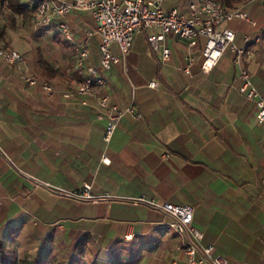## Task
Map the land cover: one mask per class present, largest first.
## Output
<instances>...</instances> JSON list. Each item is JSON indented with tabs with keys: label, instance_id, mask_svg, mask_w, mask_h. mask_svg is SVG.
<instances>
[{
	"label": "crops",
	"instance_id": "crops-1",
	"mask_svg": "<svg viewBox=\"0 0 264 264\" xmlns=\"http://www.w3.org/2000/svg\"><path fill=\"white\" fill-rule=\"evenodd\" d=\"M180 1L163 0L162 8L185 11L187 2ZM231 7H241L255 21L234 20L229 28L237 46H252L242 66L264 94V0ZM7 14L0 3V48L24 52L27 70L55 90L47 94L40 83L27 85L16 64L0 59V165L8 168L14 158L31 168L15 165L19 173H0V210L6 216L0 220L5 226L10 219L21 224L29 213L40 222L29 226L27 237L21 229L10 231L29 245L21 256L13 253L14 233H6L9 247L0 240L5 253L0 250V264H52L61 248L67 263L75 244L84 251L78 264H184L185 237L168 228L169 217L134 201L139 197L191 205L193 225L203 233L202 245H214L212 254L225 257L227 264H264V122L256 120L255 102L238 89V65L230 49L203 73L201 39L187 75L181 69L186 40L164 34L155 50L147 36L161 31L153 26L137 32L125 54L113 43L120 60L103 70L100 36L89 11H72L46 27L34 26L31 15L12 20ZM24 23L34 32L29 48L18 36ZM58 23L65 24L69 38ZM87 31L92 34L84 65L93 66L105 83L94 85L92 95L65 97L62 91L84 78L85 71L76 68V48ZM39 38L47 44L44 51ZM162 46L170 50L167 61L161 59ZM103 95L118 108L133 107L140 114L125 112L108 143L102 139L104 121L97 118L96 100ZM164 153L169 156L163 158ZM102 155L110 162H102ZM34 179L72 191L89 184L91 194L109 197L57 196ZM19 194L29 209L8 200ZM58 220L64 221L61 230L50 226Z\"/></svg>",
	"mask_w": 264,
	"mask_h": 264
},
{
	"label": "built area",
	"instance_id": "built-area-1",
	"mask_svg": "<svg viewBox=\"0 0 264 264\" xmlns=\"http://www.w3.org/2000/svg\"><path fill=\"white\" fill-rule=\"evenodd\" d=\"M163 0H22L29 8H33L31 21L36 27L50 25L56 17L68 14L75 10H85L91 13L94 20L96 32L100 36L99 42V65L103 70H110L118 64L120 58L113 52L112 44H116L120 53L125 54L130 46L134 35L149 27H158L160 34H149L147 40L150 45L158 50L160 41L164 34H174L186 40L184 64L182 71L190 75L191 66L195 62L193 50L202 39L200 48V68L203 73H209L220 59L225 49L234 53V62L238 65V78L241 80L239 91L247 99L253 100L256 104V120L264 122V94L254 86L250 73L242 66V56L252 52V46L239 47L235 43V32L222 24L233 19H243L254 25L255 21L241 7H228L226 0H191L188 2L185 11L174 7L170 10L162 8ZM59 29L65 37L69 38L64 23H58ZM92 34L87 31V38L78 51L76 68L83 72L84 78L76 86L62 91L63 96L92 95L94 85L103 86L105 81L97 70L91 65H84L88 56V36ZM245 40H249L246 36ZM260 37L254 38L259 41ZM161 59L167 61L170 57V50L166 46L161 47ZM0 59L14 63L20 71V77L27 85L40 83L41 88L52 94L54 88L46 81H39L37 75L30 73L26 68L24 55L16 50L0 48ZM150 87H155L156 82L150 81ZM84 102V101H83ZM97 118L104 121L102 139L108 143L113 132L125 112H131L135 117L140 114L133 108L120 109L116 104L110 103L108 95L98 97L96 100ZM163 158L169 155L164 153ZM101 161L109 163L110 159L102 155ZM33 179V178H32ZM36 184L44 186L50 193L78 201H97L107 199L106 194L93 195L90 193V185L84 184L79 190H66L60 186L48 182L33 180ZM134 201H143L151 208L169 217L168 228L185 241L181 245L184 255V264H227V259L219 254H212L213 244L202 245L203 233L193 225V207L191 205H177L167 201L158 202L155 200L139 197Z\"/></svg>",
	"mask_w": 264,
	"mask_h": 264
},
{
	"label": "rangeland",
	"instance_id": "rangeland-1",
	"mask_svg": "<svg viewBox=\"0 0 264 264\" xmlns=\"http://www.w3.org/2000/svg\"><path fill=\"white\" fill-rule=\"evenodd\" d=\"M180 2H187L186 3V6H187V4H188V0H181ZM234 20H238V19H233V20H231V21H226V22H224L223 24H222V26L223 27H229V26H231L232 27V25H231V23H232V21H234ZM22 29H23V31H21L20 32V34H18V36H19V38H20V36L22 37V39H24V40H26L25 42H24V47L25 48H29V47H27V46H32L31 44H32V39H31V35H33V33L34 32H32V29H30V26H29V24L28 23H24L23 24V27H22ZM243 34H244V30H241L240 31V37H242L243 36ZM41 37V36H40ZM40 40H42L41 38H39ZM42 43H41V45H40V48L42 49L41 51H44L45 50V48H44V46H46L47 44L42 40L41 41ZM235 42H237V40L235 41ZM23 43V42H22ZM28 43V44H27ZM43 46V47H42ZM22 52V51H21ZM23 54H24V56H25V53L24 52H22ZM0 144H1V142H0ZM2 146H5L4 148L6 149V151L9 153V148H7L6 147V145H3L2 144ZM2 160V158H1V155H0V161ZM3 161V160H2ZM8 161H9V159H8ZM13 162V163H12ZM12 162H11V160H10V162L8 163V165L9 166H7L8 168H6V167H4V166H1L0 165V173H7V174H10V173H15V174H17V173H19V172H17L16 171V166H18L17 168H22V169H24V170H31V168H30V166H27V164L28 163H26V162H24V161H17V159H14L13 158V160H12ZM14 164V165H13ZM16 165V166H15ZM13 199V201H15L16 203H17V205L19 206V208L22 210H26V209H29L28 208V206H27V204L25 203V201L23 200L24 199V197L23 196H20V194L19 195H17V196H15V197H10V195H9V197H8V200L10 201V200H12ZM2 200V199H1ZM2 201H4V202H7V200H5V199H3ZM0 207H1V205H0ZM1 209V208H0ZM8 215H7V217H10V218H14L15 216H13L11 213H7ZM4 216H5V214H3V215H1V210H0V218L1 217H3L4 218ZM13 216V217H12ZM5 218H6V216H5ZM9 218V219H10ZM40 222H39V220L37 219V218H34L31 214H29V213H27V214H24V220H23V222L20 224V222L18 223V222H15V220L14 219H10V220H8V222H7V226H5V224L3 223V221L1 222V220H0V240L1 241H3L2 243H3V245H6L7 247H9L8 245H9V243H8V241H9V238H8V236H6V233H8L9 232V234H12V233H14V232H10L11 230H19V229H21L22 231L21 232H23V235H22V238L23 237H27V235H26V233H27V229L29 228V226L30 227H36V226H38V224H39ZM50 226H53L55 229H57V230H61V229H63V227H64V221L63 220H58V221H55L53 224H51ZM16 230V231H17ZM21 236V235H20ZM32 237V236H31ZM34 237V236H33ZM40 238V237H39ZM8 240V241H7ZM38 240V239H37ZM37 240H35L34 241V243H35V245H33V247L34 248H32V250L31 251H35L34 249L36 248V246H37V244H38V241ZM13 241H15L14 242V245L12 246L13 247V250H14V255H18V256H21V254L26 250V251H28V247H29V245H27L26 244V242L24 241V242H22V241H20V237L17 235V233L15 234L14 233V237H13ZM6 248V247H5ZM66 251H65V248H61L60 249V251L57 253V260L56 261H53L52 262V264L54 263V264H64V263H66V261H65V256H66Z\"/></svg>",
	"mask_w": 264,
	"mask_h": 264
},
{
	"label": "trees",
	"instance_id": "trees-1",
	"mask_svg": "<svg viewBox=\"0 0 264 264\" xmlns=\"http://www.w3.org/2000/svg\"><path fill=\"white\" fill-rule=\"evenodd\" d=\"M242 0H228L227 1V5L228 7H231L232 4L234 3H238ZM0 3L5 4L6 8H7V15L8 18L12 19L11 16L14 15H19L22 17H28V16H32V11L34 10L33 8H29L27 7L22 0H0ZM73 248H75V252H74V258L71 259L70 262H67L65 264H78L79 260H80V255H83V247L82 246H78L77 244H75L73 246ZM3 249L2 243H0V250ZM3 251V250H2ZM49 253L51 252V250H47ZM3 254L4 251H3Z\"/></svg>",
	"mask_w": 264,
	"mask_h": 264
}]
</instances>
